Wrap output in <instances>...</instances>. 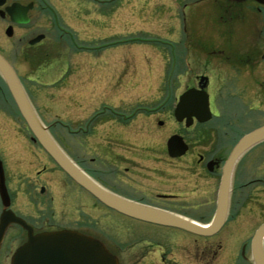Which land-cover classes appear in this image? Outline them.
<instances>
[{
    "label": "rangeland",
    "instance_id": "rangeland-1",
    "mask_svg": "<svg viewBox=\"0 0 264 264\" xmlns=\"http://www.w3.org/2000/svg\"><path fill=\"white\" fill-rule=\"evenodd\" d=\"M11 1L37 2L7 0ZM44 1L56 10L60 28L73 34L79 47H104L98 53L101 60L97 73L89 75L79 66L92 61L93 54L73 49L70 42L74 40L56 32L46 11L30 13V24L14 29L11 38L5 35L6 24L0 21V55L17 71L44 125L59 122L75 129L79 120L86 119L100 104L151 108L168 91L179 95L197 80L198 85L206 86L218 107L219 119L229 127V138L218 146H231L239 136L264 125V5L245 0H111L109 6L105 5L108 0ZM38 35L46 38L29 46L27 42ZM130 38L154 42H124ZM59 56L66 58L67 65L54 73L51 65L61 67ZM171 63L178 75L169 76ZM201 77L206 81L201 82ZM86 90L95 91L93 102L99 104L88 113L78 110L71 101ZM4 95L5 100L0 98V152H27L31 135L11 99ZM149 120L155 127L157 120L167 125L172 121L171 112ZM152 125L147 135L152 134ZM226 132L224 127L222 133ZM51 133L61 139L57 140L60 146L65 140L69 142L65 145L71 156L85 158L89 164L92 155L76 153L77 138H69L59 124ZM191 144L201 145L193 139ZM241 163L250 179H264V142L247 151ZM215 188L210 195L196 191L189 196L188 202L198 206L163 209L206 225L215 209ZM249 190L253 192L247 203L231 207L223 229L209 238L124 217L98 206L88 196L79 197L82 207H76L77 202L62 211L57 208L60 216L54 213L56 221L51 224L71 228L78 226L79 219L83 223L80 230L111 248L120 264H253L250 241L264 224V185ZM134 196L141 195L136 192Z\"/></svg>",
    "mask_w": 264,
    "mask_h": 264
},
{
    "label": "flooded vegetation",
    "instance_id": "flooded-vegetation-1",
    "mask_svg": "<svg viewBox=\"0 0 264 264\" xmlns=\"http://www.w3.org/2000/svg\"><path fill=\"white\" fill-rule=\"evenodd\" d=\"M4 1L3 6L0 7V21L6 24L5 32L8 28L12 29V36L14 29H23L30 24V13L40 10L41 12L46 11L52 17L56 32L61 31L65 35L71 36L72 39L73 34L60 28L56 10L51 5L49 7L44 0H35L36 3L33 1ZM13 4L23 7L31 5L32 8L27 12V24L12 22L6 8ZM57 12L59 11L57 10ZM65 26L69 28L67 23ZM85 49H88L85 52L93 54L92 61L82 64L79 68L89 75L93 72L96 74L95 70L99 69L101 60L98 54L100 51L94 45L92 48ZM58 58L57 63L61 67L51 65V69L61 68L62 71V67L67 65V61L64 57L59 56ZM7 62L14 69L13 65L9 61ZM171 66V69L174 70L173 63ZM15 73L20 78L17 71ZM54 73H58V71L56 70ZM20 81L24 87L21 78ZM205 87L204 89H206ZM193 88L201 89L203 86L198 85L197 80L186 90ZM172 92L174 93V91L171 93L168 91L167 96L162 97L151 108L142 104L129 108L94 104L95 91H80L75 97L77 100L71 99L72 103L75 102V107L78 110L88 113L97 105H99L98 108L86 119L79 120L80 123L75 129H71L70 124L59 122L45 126L54 142L73 164L97 186L113 196L175 215L164 210L163 207L198 206L188 202L189 196L191 197L196 191H204L205 195H210L213 186L216 185L214 195V205H216L223 167L233 147L244 134L233 140L231 146L226 148L218 146L221 140L229 138L227 134L229 127L219 119L216 112L218 107L208 90L205 92L209 97L211 118L206 122H199L195 118L187 117L177 122L174 118L175 110L180 97L187 91H182L179 95L172 94ZM28 99L35 109L34 101L29 95ZM166 111L171 112L172 117V121L167 125L161 120L156 122L158 127L152 125V121L149 122L151 116H158ZM38 117L43 122L39 114ZM171 123L174 126H171ZM56 124L66 131L69 138H77L76 153L78 152V156H93L89 160V164L84 157V159L73 157L72 153L67 152L68 146L66 147V145L69 144L67 140H65L66 145L65 143L63 146L59 145L57 141L59 138L56 139L51 133ZM150 125H152L153 132L147 135L151 132L149 131ZM160 127L161 129H159ZM224 127L227 130L226 133H222ZM219 134L221 135L218 136ZM173 137L179 138L186 146V150L182 154H180L179 147L172 152L168 150V143ZM62 139L64 140V138ZM192 139L201 145L193 147ZM214 139H217L215 143ZM27 143L31 145L28 146L27 152H0V219L3 214H9V216L18 219L25 227L17 223L8 224L0 242V264H10L12 255L27 241V229L33 235L61 230L77 231L84 234L79 228V224H83L79 219H77L76 225L78 226L76 227L53 226L51 222L53 219L56 221L53 214L60 216L57 208L62 211L64 206L67 205L68 208H71L77 202L78 205H75L79 207L81 206L79 197L88 196L92 202L107 209L69 179L31 137L27 139ZM177 144L176 142L175 145ZM36 147H39L38 151H35ZM199 149L204 151H199ZM178 154L180 156H177ZM241 160L242 158H239L236 161L230 176L228 217L231 207H240L247 203V199L253 192L249 188L261 186V183L264 185V179L249 178L250 174L243 167L244 164L241 163ZM165 188L168 189L167 192ZM136 192H139L141 196L135 198L134 193ZM147 199L149 203L145 202ZM104 246L120 264L114 251L105 244ZM161 259L165 261V256H161ZM168 262L170 261L168 260ZM171 263L175 264L176 262L172 261Z\"/></svg>",
    "mask_w": 264,
    "mask_h": 264
},
{
    "label": "water",
    "instance_id": "water-1",
    "mask_svg": "<svg viewBox=\"0 0 264 264\" xmlns=\"http://www.w3.org/2000/svg\"><path fill=\"white\" fill-rule=\"evenodd\" d=\"M245 1H253L258 5H264V0ZM4 2V0H0V7L3 6ZM30 8H32L31 5L23 7L13 4L6 8V12L12 22L27 24V12ZM5 34L7 37H11L12 29L8 28ZM43 38L44 36L34 38L29 42V46L40 43ZM0 77L21 119L32 135L33 141L38 143L41 149L69 179L106 208L124 217L150 225L177 229L198 237H211L221 230L228 213L232 168L245 152L264 141V126H262L243 136L234 146L223 167L213 218L209 224L202 226L181 216L120 199L97 186L73 164L54 142L46 127L36 116L14 70L1 56ZM200 81L203 82L206 79L202 78ZM175 117L178 120L184 117L189 119L194 117L201 122L209 120L211 114L208 106V95L203 89L187 90L179 99ZM176 142L177 145H175ZM177 147H179L180 154L186 150V146L182 141L173 137L168 143V150L172 152ZM180 154L177 156H180ZM1 191L3 193V190ZM10 223L21 224L24 227L18 219L9 216V214H3L0 219V242L7 225ZM27 231V241L15 251L10 264H118L116 257L99 240L90 236L68 230L37 235H33L28 229ZM250 255L253 264H264V224L253 234L250 241Z\"/></svg>",
    "mask_w": 264,
    "mask_h": 264
},
{
    "label": "trees",
    "instance_id": "trees-1",
    "mask_svg": "<svg viewBox=\"0 0 264 264\" xmlns=\"http://www.w3.org/2000/svg\"><path fill=\"white\" fill-rule=\"evenodd\" d=\"M0 86H2V90H0V98H2V100L4 99L5 100V95L4 94H6L8 97H9V95H8V93H7V90H6V88H5V86H4V84H3V82H2V80H1V78H0ZM5 92V93H4Z\"/></svg>",
    "mask_w": 264,
    "mask_h": 264
},
{
    "label": "bare ground",
    "instance_id": "bare-ground-1",
    "mask_svg": "<svg viewBox=\"0 0 264 264\" xmlns=\"http://www.w3.org/2000/svg\"><path fill=\"white\" fill-rule=\"evenodd\" d=\"M201 225V224H200ZM202 226H206V225H202ZM223 229V228H222Z\"/></svg>",
    "mask_w": 264,
    "mask_h": 264
}]
</instances>
